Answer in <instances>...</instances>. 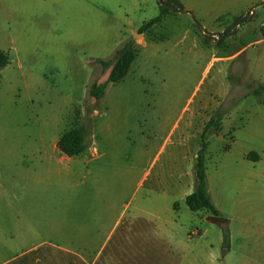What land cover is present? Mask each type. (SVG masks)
<instances>
[{
  "label": "rangeland",
  "instance_id": "1",
  "mask_svg": "<svg viewBox=\"0 0 264 264\" xmlns=\"http://www.w3.org/2000/svg\"><path fill=\"white\" fill-rule=\"evenodd\" d=\"M24 2L19 24L12 27L8 19L0 26V49L8 55L0 68V264H97L96 253L98 264L165 263L163 246L149 239L150 226L130 221L135 200L128 207L129 198L134 191L139 196L163 163V154L151 162L156 147L195 86L166 151H183L185 159L174 166L193 177V152L211 118L204 134L207 188L227 222H208L203 210L196 216L186 206L179 212L180 238L188 234L198 242L195 264H264V0L240 5L237 16L249 14L221 45L225 53H237L215 63L204 81L198 82L201 60L188 66L193 53L179 46L173 68L154 58L143 80L131 72L109 84L106 100L86 91L110 70L95 59L115 50L102 49L114 38L110 24L122 18L114 10V19L113 2L109 11L105 0ZM233 19L226 17L223 28ZM166 21L175 41L186 22ZM207 32L202 37L216 46L220 30ZM167 89L174 90V101ZM74 127L83 128L85 148L66 156L56 141ZM250 151L257 160L247 157ZM147 166L151 176L139 187Z\"/></svg>",
  "mask_w": 264,
  "mask_h": 264
},
{
  "label": "crops",
  "instance_id": "2",
  "mask_svg": "<svg viewBox=\"0 0 264 264\" xmlns=\"http://www.w3.org/2000/svg\"><path fill=\"white\" fill-rule=\"evenodd\" d=\"M101 1L104 3V0ZM179 1L183 5L184 9L189 10L191 13L180 11L173 13L172 15H166L160 22L152 25L148 30L137 33L138 27L143 22L158 14V0H105L108 7H104L103 9L107 11L111 10V2H113V6H115L114 9L112 7L111 13L114 16V19L116 18L114 10L117 12L119 11L122 18L120 21H117V23L110 24L112 32L108 36H114V38L111 40L108 39L109 46L105 45L102 49L113 51L114 48H116L117 45L123 41L129 38L131 39L133 33L137 34L136 38L133 39V47L135 50L134 59L130 64L128 72L120 81H122L131 72L143 80L145 69L149 67V61L154 58L158 59L157 61L159 62L162 60L166 62V64L163 65V68H173L174 47L179 48V46H181L182 49L185 48L193 53L191 58L186 59V63L190 67H193L197 59L201 60L199 65L202 70L198 82L205 80L210 72V69L215 63L226 62L227 60L233 58L237 53H225L222 46L218 47L217 43L216 46L214 45L213 39L211 42L208 41L205 43L204 38L202 37V32L208 33L207 31H210L212 36L219 32V30L220 32H223L225 30L223 27L226 17L230 15L233 19L237 15L241 14L243 10L241 11L239 7L246 0ZM24 7V0H10V4H8V0H0V26L2 25V22H5L6 25H8V19L10 20L12 27L18 25V9ZM168 17H172L173 19L181 18L184 22H186V25L181 31L182 34L179 32L180 35L175 41L174 36L169 33V30H167L168 26L166 25V20ZM195 20L198 23H196ZM239 26L240 25H238L236 29ZM163 28H165V31ZM107 29L109 30V27ZM196 31H199L198 33L201 37H196ZM189 33H191V37L188 40V35H190ZM187 44L188 48L186 47ZM205 49L208 50V52H205ZM179 61L180 60L176 56L175 62ZM151 68L155 69V66L152 65ZM162 80H165L163 76ZM167 85L164 86V90L167 88ZM196 88L197 86L194 87V90L186 98V102L178 112L171 128L156 147L157 149L151 162L157 161L159 156L163 154L165 156L163 163L156 170V172L153 173V177L149 184L142 190L141 193H139V196L136 194L137 191H134L131 193L129 198L128 207H130V201L132 199L135 200L133 206L130 208L129 219L130 221H134L135 219L142 220L146 223H144L145 225L150 226L148 234L151 243H154L155 245L158 244L159 247L163 246L164 251H162L161 254L159 253V257L162 261L165 260L166 262H163L162 264H195L196 262L195 254L192 252L195 246L199 244L188 234L184 236V239L180 238L182 237L180 236V231L181 228H183V224L180 222L179 218V212L182 208H186L187 206L185 203L186 195L193 191L194 175L193 177H190L187 171L179 169L178 166H174L175 161L185 159L183 151H178L176 148L166 151V146L170 142L171 137L177 128L178 121L182 119L188 110ZM167 90L169 92L165 93L168 94V96L166 94L165 96L171 99V101H174V90ZM107 97L109 98L110 95L105 92L104 100H106ZM189 127H191V115L186 119L185 129ZM195 154L196 152H193L194 161ZM148 176H151L150 166H147L142 171L140 177L138 178L137 186L140 187L144 185ZM208 191L212 203L217 208L214 203L209 184ZM198 211L200 210L192 211L193 215L197 216L199 214ZM203 211L204 213L202 214V218L211 222L207 219L210 214H208L205 210ZM118 222L119 220L116 219L112 230L118 225ZM226 222L227 220L225 221L223 219V222L219 224H225ZM109 235L110 234H108V236ZM181 245L186 247H181ZM183 249H186V251H183ZM225 250V253H228L229 248ZM221 254L223 255V253ZM98 255L99 254L96 253L93 257L97 264ZM222 255L220 257L214 255L215 260H224V256ZM179 260L181 261L178 262Z\"/></svg>",
  "mask_w": 264,
  "mask_h": 264
},
{
  "label": "trees",
  "instance_id": "3",
  "mask_svg": "<svg viewBox=\"0 0 264 264\" xmlns=\"http://www.w3.org/2000/svg\"><path fill=\"white\" fill-rule=\"evenodd\" d=\"M189 10L184 9L179 0H158V14L149 20L143 22L137 29V33L148 30L152 25L160 22L166 15ZM191 13V12H190ZM249 13H247L248 15ZM243 15L236 17L225 28L223 32H219L217 38V46H221L225 37L234 30L239 24H241L247 17ZM261 32L264 38V25L261 26ZM204 42L207 43L208 39L204 38ZM134 41L126 39L120 43L111 56L107 59L97 58L95 59L103 68L110 66V70L107 78L98 83L93 80L86 93L96 100H101L105 94V90L109 84L120 81L124 75L128 72L130 64L135 56V50L133 47ZM8 63V55L6 52L0 49V68L4 67ZM211 122V118L206 122L200 133V144L195 154V161L193 165L194 172V184L193 191L186 195L185 203L190 211L205 210L210 215H219L217 208L211 201L206 180L205 171V154H206V142L204 141V134ZM56 147L66 156H75L81 153L85 148V133L82 127H74L64 132L59 136L56 141ZM258 154L254 151H250L247 157L252 160H257ZM225 225V224H223ZM222 247L227 249L229 247V233L228 229L224 226L222 230Z\"/></svg>",
  "mask_w": 264,
  "mask_h": 264
},
{
  "label": "water",
  "instance_id": "4",
  "mask_svg": "<svg viewBox=\"0 0 264 264\" xmlns=\"http://www.w3.org/2000/svg\"><path fill=\"white\" fill-rule=\"evenodd\" d=\"M136 35H137L136 33H133L131 39L133 40ZM207 219L209 221L215 222V223H222L223 222V219L220 216H217V215H209L207 217Z\"/></svg>",
  "mask_w": 264,
  "mask_h": 264
}]
</instances>
